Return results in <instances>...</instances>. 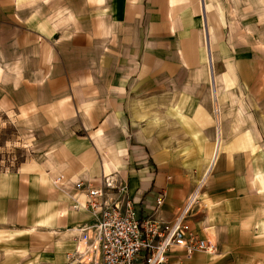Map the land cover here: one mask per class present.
Here are the masks:
<instances>
[{"label": "crops", "instance_id": "0c3cea01", "mask_svg": "<svg viewBox=\"0 0 264 264\" xmlns=\"http://www.w3.org/2000/svg\"><path fill=\"white\" fill-rule=\"evenodd\" d=\"M216 1L101 0L93 7L106 24L91 27L88 42L104 49L105 73L92 86L53 99L48 109L57 127L72 133L62 132L47 162L33 160L0 176V233L32 240L20 254L66 264L69 255L88 252L87 259L100 263L96 218L79 181L97 188L111 177L128 186L141 218L172 222L209 176L201 206L187 219L217 252L189 254L176 244L171 262L241 264L250 257L251 245L264 237V205L256 204L264 180L250 169L256 137L221 136L212 113L207 87L229 34ZM256 15L264 21V12ZM242 160L246 175L229 163Z\"/></svg>", "mask_w": 264, "mask_h": 264}, {"label": "rangeland", "instance_id": "374dc122", "mask_svg": "<svg viewBox=\"0 0 264 264\" xmlns=\"http://www.w3.org/2000/svg\"><path fill=\"white\" fill-rule=\"evenodd\" d=\"M215 3L223 9L229 34L225 55L216 63L215 76H211L207 87L212 113L224 137H256L258 153L250 161L254 163L250 169L262 181L264 21L260 22L256 14L264 12V0ZM93 7H101V0H0V176L33 160L47 162L52 148L66 136L62 132L72 133L69 128L59 129L48 109L53 99L77 88H88L98 73H105V66H100L104 49H96L88 42L91 27L106 24ZM218 74L222 95L215 91ZM229 163L246 175L243 160L241 166L239 162ZM209 178L197 184L191 213L201 206L200 196ZM259 193L256 204L259 201L264 205V192ZM262 219L264 222L263 215ZM23 236L0 233V264L41 263L34 253L24 256L18 252L26 243L32 244ZM257 242V247L251 245L250 257L243 255L241 264H264V244L260 245L264 237Z\"/></svg>", "mask_w": 264, "mask_h": 264}, {"label": "built area", "instance_id": "2783aa9c", "mask_svg": "<svg viewBox=\"0 0 264 264\" xmlns=\"http://www.w3.org/2000/svg\"><path fill=\"white\" fill-rule=\"evenodd\" d=\"M86 207L96 218L95 240L100 250V263L87 259L88 252L69 255L66 264H176L171 262L172 247L183 244L189 254L195 251L216 253L217 245L199 238L187 220L198 193L191 196L179 216L172 222L160 218H141L125 184H116L111 177L102 179L100 187H86ZM157 208L163 203L159 196ZM78 257V259L76 258Z\"/></svg>", "mask_w": 264, "mask_h": 264}, {"label": "bare ground", "instance_id": "6f19581e", "mask_svg": "<svg viewBox=\"0 0 264 264\" xmlns=\"http://www.w3.org/2000/svg\"><path fill=\"white\" fill-rule=\"evenodd\" d=\"M217 85H219V81H218V78H217ZM217 89H218V94L220 95L221 94V91H223V90H219V86L217 87ZM220 135H222V131H220ZM221 149H222V144H221V142H220V146H219V150L217 151V153H218V155H217V158H218V156H219V154H221L220 152H221ZM216 159V158H215ZM217 161V160H216ZM258 176V175H257Z\"/></svg>", "mask_w": 264, "mask_h": 264}]
</instances>
